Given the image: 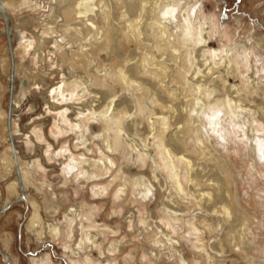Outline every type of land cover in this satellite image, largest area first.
<instances>
[{"label": "clouds", "instance_id": "clouds-1", "mask_svg": "<svg viewBox=\"0 0 264 264\" xmlns=\"http://www.w3.org/2000/svg\"><path fill=\"white\" fill-rule=\"evenodd\" d=\"M248 3L224 19L209 0H0L23 86L0 185L31 242L0 227V264H264V0Z\"/></svg>", "mask_w": 264, "mask_h": 264}, {"label": "rangeland", "instance_id": "rangeland-1", "mask_svg": "<svg viewBox=\"0 0 264 264\" xmlns=\"http://www.w3.org/2000/svg\"><path fill=\"white\" fill-rule=\"evenodd\" d=\"M209 7L218 8L222 13V18L228 19L232 16H240L248 10V0H209ZM10 23H13L10 16ZM5 21L0 18V117L7 115V105L10 99V74L12 68L11 54L8 49V37L4 33ZM15 37L13 36V40ZM17 73L19 72V62L17 61ZM20 77V78H19ZM14 87L17 92L22 88L21 76L18 73L15 79ZM33 104H39V97L35 94L32 95L29 101ZM71 164H69V169ZM16 190L12 189L6 193L3 185H0V208L6 200H11L8 204L13 203V198ZM7 201V202H8ZM8 215V216H7ZM25 219L24 207L22 203H13L10 208L0 215V227L10 228L11 231L17 236L21 245L27 247L31 242L27 239V235L21 231L24 228L23 220ZM13 253L16 252L15 245L12 248Z\"/></svg>", "mask_w": 264, "mask_h": 264}, {"label": "water", "instance_id": "water-1", "mask_svg": "<svg viewBox=\"0 0 264 264\" xmlns=\"http://www.w3.org/2000/svg\"><path fill=\"white\" fill-rule=\"evenodd\" d=\"M7 37H8V35H7ZM8 39H9V37H8ZM13 87H14V80H13L12 68H11V90H10V94H11V91H12ZM10 206H11V204H7L3 209H0V214L2 212H4L5 210H7Z\"/></svg>", "mask_w": 264, "mask_h": 264}, {"label": "bare ground", "instance_id": "bare-ground-1", "mask_svg": "<svg viewBox=\"0 0 264 264\" xmlns=\"http://www.w3.org/2000/svg\"><path fill=\"white\" fill-rule=\"evenodd\" d=\"M9 17H10V16H9ZM9 19H10V18H9ZM4 33H5V30H4ZM17 71H18V70H17ZM18 73H19V72H18ZM18 73H17V74H18ZM17 74H16V78H17ZM19 74H20V73H19ZM19 78H20V77H19ZM14 84H15V80H14ZM22 88H23V86H22ZM22 88L20 89V91H22ZM20 91H19V92H20ZM19 92H18V93H19ZM17 102H19V101H17ZM0 114H1V111H0ZM7 201H8V200L5 201V203L1 206L0 209H3V208L6 206L5 204L9 203L11 200H9L8 202H7ZM9 208H10V207H9ZM9 208H8V209H9ZM8 209H7V210H8ZM7 210H5L4 212H2L1 214L5 213ZM1 214H0V215H1ZM7 216H8V215H7Z\"/></svg>", "mask_w": 264, "mask_h": 264}, {"label": "flooded vegetation", "instance_id": "flooded-vegetation-1", "mask_svg": "<svg viewBox=\"0 0 264 264\" xmlns=\"http://www.w3.org/2000/svg\"><path fill=\"white\" fill-rule=\"evenodd\" d=\"M0 18H2L3 19V17H0ZM10 18V17H9ZM3 21H5L4 19H3ZM9 23H10V19H9ZM11 24V23H10ZM4 30H5V28H4ZM6 34V33H5ZM9 74H10V84H11V70L9 71ZM8 204V203H7ZM7 204H5V205H7ZM11 204V203H10ZM13 204V203H12ZM11 204V205H12Z\"/></svg>", "mask_w": 264, "mask_h": 264}]
</instances>
